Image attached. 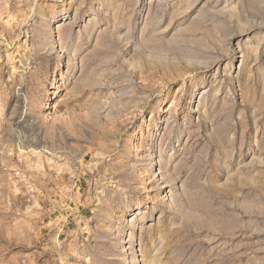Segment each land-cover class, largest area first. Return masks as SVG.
<instances>
[{
	"label": "rangeland",
	"instance_id": "obj_1",
	"mask_svg": "<svg viewBox=\"0 0 264 264\" xmlns=\"http://www.w3.org/2000/svg\"><path fill=\"white\" fill-rule=\"evenodd\" d=\"M0 264H264V0H0Z\"/></svg>",
	"mask_w": 264,
	"mask_h": 264
}]
</instances>
